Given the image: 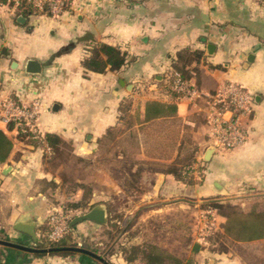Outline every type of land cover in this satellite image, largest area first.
Instances as JSON below:
<instances>
[{
	"label": "crops",
	"instance_id": "1",
	"mask_svg": "<svg viewBox=\"0 0 264 264\" xmlns=\"http://www.w3.org/2000/svg\"><path fill=\"white\" fill-rule=\"evenodd\" d=\"M11 1L0 7V104L8 97L23 104L40 101L41 134L58 133L83 160L115 151L114 140L122 133L121 151H134L146 162L138 183L143 198L157 200V211L210 199L245 201L248 192L264 202V0H70L59 16H25ZM94 42L118 45L129 62L119 71L86 70L82 60ZM187 47L203 51L199 72L191 78L203 92L215 93L232 82L251 93L252 111L241 118L249 135L243 145L217 148L209 140L206 101L165 91L161 83ZM28 59L38 60L43 73H27ZM0 129L14 142L8 161L0 165V200L10 206L0 239L30 247L31 235L15 225L33 222L39 237L49 211L45 185L52 179L59 184V178L47 166L43 146L20 140L1 116ZM192 152L205 167L202 183L189 185L164 172ZM224 221L219 218V224ZM15 248L0 244V264H101L83 255L36 257ZM197 261L245 264L232 253L206 250Z\"/></svg>",
	"mask_w": 264,
	"mask_h": 264
},
{
	"label": "rangeland",
	"instance_id": "2",
	"mask_svg": "<svg viewBox=\"0 0 264 264\" xmlns=\"http://www.w3.org/2000/svg\"><path fill=\"white\" fill-rule=\"evenodd\" d=\"M121 134L114 140L115 151L109 154L107 151H100L93 160L89 158L79 161L72 146H67L65 163L57 168L47 164L49 168L54 169L60 183V187L55 189L45 185L49 190V199L46 203L49 210L46 214L47 219L54 211L64 210V206L70 202H84L92 206L96 203L105 204L109 214L107 224L86 221L84 226L83 222L79 223L78 229L87 238L86 242L89 245L99 244L107 247L106 243L110 242V245L116 248L110 258L116 260L121 258L124 264L144 263L140 258L126 262L121 253L122 245L129 247L149 240L184 254H190L191 247L186 245L189 236L194 241L207 245L206 239L214 230L221 228L219 224L221 216L216 215L214 220L216 225L210 232L209 227L212 226L211 222L214 218L208 212L211 209L202 206L205 201L191 204L177 203L157 211L155 209L157 200L143 198L138 183V170L145 167L146 162L136 159L138 157L134 155V151H126V153L121 151L125 141V136ZM69 148H72V151ZM60 172L68 174L69 179L66 183H62ZM79 185H84V189ZM94 192L99 194L96 198L93 196ZM250 194V192L243 194L247 199L235 203L243 210H251L254 207L264 209V202L255 201ZM126 195H130V199H127ZM9 208L5 199H1L0 229L3 228L4 231L8 228L5 225V218L10 214ZM90 208L69 211L68 216L74 217ZM81 227H85L84 230ZM109 231H112L113 239ZM229 253L237 256L245 264H264V240H254L236 246L230 244Z\"/></svg>",
	"mask_w": 264,
	"mask_h": 264
},
{
	"label": "trees",
	"instance_id": "3",
	"mask_svg": "<svg viewBox=\"0 0 264 264\" xmlns=\"http://www.w3.org/2000/svg\"><path fill=\"white\" fill-rule=\"evenodd\" d=\"M14 2L11 0H0V5ZM19 13L25 16L30 14L48 13L46 9H36L28 0H21L18 6ZM203 58V51L193 49L190 47L180 50L177 57L173 60V68L167 72V81L161 83L165 91L175 98H180L181 94L174 89V80L179 75L183 79H191L194 74H198V65ZM129 62L128 52L122 50L118 45L109 44L106 42L91 43L87 49V55L82 60V65L86 70L96 73H105L108 70H121ZM9 129L15 128V123L8 124ZM18 138L22 141H27L35 147L43 146L45 151L46 162L52 167L57 168L66 162L67 146L72 144L64 140L61 135L54 132H48L40 137H34V134L23 132L19 129ZM46 144V147L44 146ZM14 147L13 139L7 135L5 131L0 129V165L6 163L11 155ZM73 148V146H72ZM72 148H69L72 151ZM79 161H84L77 157ZM197 165L198 174L191 173V169ZM204 164L198 159L195 153H188L179 158L171 164L166 165L163 170L165 173L174 175L177 179L184 181L189 185L202 183L204 178ZM62 183H66L69 176L65 172H60ZM47 185L53 189L58 188L60 183H56L53 179L47 182ZM206 209H213L217 215L224 217L225 221L221 224V228L216 229L206 239L207 245H203L199 241H194L191 236L187 237L186 245L191 247L190 254L179 253L175 250H170L166 247L160 246L153 241L146 240L142 243L128 246L122 245V255L126 262H132L138 258L142 259L144 264H198L197 255L207 250L214 255H227L230 252L231 245H239L241 243L251 242L254 240H264V209L252 208L251 210H243L238 204L231 200L210 199L202 205ZM92 207L84 202H70L64 206V211L68 214L69 211L79 210ZM73 216H69V222ZM86 222V221H84ZM52 225L49 218L46 219L45 224L41 227L38 240L33 241L30 247L36 249H51V251H27L25 249L16 247L19 252L25 254L26 252L33 254L36 257L46 254L60 255V256H75L83 255L102 261L92 255L71 250L69 248L82 247L103 256L109 262L110 257L116 251L110 242L106 243L107 247L96 244L95 246L87 244V238L79 231L78 224L75 226L68 225V230L58 240L50 238ZM126 227L123 229L125 230ZM122 229V230H123ZM121 230V229H119ZM113 239L112 231H109ZM17 244L25 245L24 242H17ZM112 263V262H111Z\"/></svg>",
	"mask_w": 264,
	"mask_h": 264
},
{
	"label": "built area",
	"instance_id": "4",
	"mask_svg": "<svg viewBox=\"0 0 264 264\" xmlns=\"http://www.w3.org/2000/svg\"><path fill=\"white\" fill-rule=\"evenodd\" d=\"M36 9H46L50 15L59 16L70 0H28ZM19 6L21 0L15 1ZM2 5H0L1 7ZM174 89L181 94L182 98L193 102L204 99L207 104V124L209 126V140L220 150H228L243 145L248 140V132L241 118L252 111L253 97L249 91L236 83L225 84L215 93L203 92L192 79H183L179 75L174 80ZM41 109V102L35 100L31 104H23L15 98L8 97L0 104V116L9 124L15 123V128L23 132L34 134V137L42 138L37 124V117ZM46 147V144H44ZM48 152V151H46ZM198 174L197 165L191 171ZM213 219L210 232L214 230L217 213L208 210ZM210 218V219H212ZM52 225L50 238L58 240L68 230L69 216L60 209L49 216Z\"/></svg>",
	"mask_w": 264,
	"mask_h": 264
},
{
	"label": "water",
	"instance_id": "5",
	"mask_svg": "<svg viewBox=\"0 0 264 264\" xmlns=\"http://www.w3.org/2000/svg\"><path fill=\"white\" fill-rule=\"evenodd\" d=\"M18 20L20 22H23L25 20V17H23L21 15V16H19ZM212 47H213L212 45L209 46V51L211 50ZM4 51H5L6 55H10V52L7 51L6 48H4ZM13 65L15 66L16 62H14ZM25 71L27 73H29V74L40 75V74L43 73V67H42V64L38 60H36V59H28L26 65H25ZM54 108L56 109L57 105H55ZM84 221H92V222H95L97 224H107L108 221H109V214H108V210H107V207L105 206V204L96 203L88 211H86V212H84L82 214L74 216L71 219L69 225L70 226H75V225H77V224H79L81 222H84ZM15 227H16V229H18L20 231H23V232H26V233L30 234L35 242L38 240V237H37V235H36V233L34 231L35 224L33 222L26 224V223H23V222L19 221L15 225ZM0 244L9 245V246H13V247H19V248H22V249H25V250L31 251V252H35V251H46V252H49V251H51V249L40 250V249H36L34 247L22 246L20 244L12 243L10 241L3 240V239H0ZM69 249L77 250L79 252H83V253L92 255L95 258H97L100 261H102V263H104V264H112L107 259H105L103 256H101L99 254H96L95 252H93L91 250H88V249H85V248H82V247L69 248Z\"/></svg>",
	"mask_w": 264,
	"mask_h": 264
}]
</instances>
